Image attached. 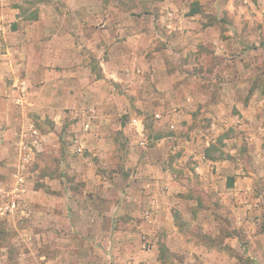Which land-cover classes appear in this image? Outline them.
Returning <instances> with one entry per match:
<instances>
[{
  "label": "crops",
  "instance_id": "obj_1",
  "mask_svg": "<svg viewBox=\"0 0 264 264\" xmlns=\"http://www.w3.org/2000/svg\"><path fill=\"white\" fill-rule=\"evenodd\" d=\"M254 1L0 0V182L20 172L28 122L42 134L39 167L24 172L19 193L38 230L1 247L0 264H12V246L13 264H264V210L252 215L258 174L241 155L201 154L188 173L174 139L146 136L141 146L122 118L161 111L184 127L213 88L191 74L203 63L184 59L183 43L222 51L227 41L209 36H246L221 21H246L226 10ZM19 79L30 85L20 106ZM236 106L210 112L215 132L229 119L257 120L253 101ZM259 131L246 132L250 152L263 146Z\"/></svg>",
  "mask_w": 264,
  "mask_h": 264
},
{
  "label": "rangeland",
  "instance_id": "obj_2",
  "mask_svg": "<svg viewBox=\"0 0 264 264\" xmlns=\"http://www.w3.org/2000/svg\"><path fill=\"white\" fill-rule=\"evenodd\" d=\"M254 2L255 4L244 2L243 7L235 8L232 6L231 9L227 8L226 10L243 12V15H246L244 18L246 21H241L239 18L221 21L223 26L225 22H227V24L229 23L234 29L242 28L243 31L246 32V36H239L238 34L227 36V34H223V32L220 37H218V35L209 36L211 39L219 42L227 41L226 49L221 47L222 51L218 52L212 47L197 41L196 37H187L183 43L182 47L189 48V50L185 51L187 56H185L184 59L203 63L199 64L200 67L197 66L191 69V74H196L204 78L207 76L208 80L212 81L205 83L208 88H213L211 98H207L211 100H207L194 108L192 110V116L187 120H183L184 127L179 128L175 120H173L170 115H167V112L164 113L161 111L159 112L161 115L160 117H155L154 112L150 114V116L146 115L144 124L146 126L145 132L148 142L157 140L160 136H165L169 140L174 139L177 144H179L178 150L176 149L175 153L180 157H184L188 173L195 169L194 163L199 160L201 154L216 156L222 151L225 155H230L231 157L240 154L244 164L258 174L255 186L253 187L254 191L251 193L252 201H256L257 203V206H254L255 209H253L254 213L252 215L257 218L260 216L259 213H262V209L264 210V133L258 130L259 127H264V2L262 0H255ZM209 37L203 39L207 40ZM241 41L242 44H239ZM199 43H201V46H199ZM196 46L198 48L197 50H195ZM214 79H216L217 82H215ZM220 90L224 92V96L219 94ZM229 93L231 96H229ZM227 97H231V100L227 99ZM244 98L246 103L253 101L258 105L259 112L257 120L250 117V119L245 118V120H247L246 122L238 118H233V120L228 118L227 125H229V130L215 132L212 123L214 119L210 116V112H220L224 109V106L229 110L239 112V108L236 105ZM212 102H217L216 106H211L210 104ZM252 113L256 114V112ZM122 118L123 123L129 127L130 116L125 115ZM226 122L227 121H225V123ZM247 130L259 131L258 133H261L262 139L259 134V137L254 139L255 141L259 140V144H261V146L263 145L261 148L259 147L257 152H255L256 149L252 145L251 147H253V149L251 152L248 149L250 145L247 137L249 138L252 136L246 134ZM208 141H214L213 150L211 148H203L204 144ZM225 146L230 147H226V149L224 148ZM254 155L256 157L253 158ZM252 159L256 161L253 162ZM46 161H48L50 168H57L58 164L54 163L53 160L46 159ZM255 164L257 167H255ZM37 167H39V164L36 159V162L31 164L29 168L32 171H37ZM29 179L35 180L32 175H30ZM2 186H4L7 193H11H4L5 198H0V207L4 205L7 200L20 197L18 192L12 193L13 189L17 186V179L0 182V190H4ZM8 189H10V191ZM22 198L23 197L18 199L22 200ZM25 203L28 210H30L28 199ZM1 213L0 211V252L2 251L1 247L6 246L8 241L20 236L23 232L32 235L33 231L36 232L38 230L35 227V218H33L31 213L26 215L19 210H14L12 212L8 211L5 214ZM237 217L238 216H236V218ZM208 219H206V223H208ZM224 229L228 231V227L225 226ZM223 234L222 230L221 236H223ZM138 240L142 242L144 238L141 237L139 239L138 237ZM15 251L16 247L12 246L9 260L12 264L15 262L13 258L16 254ZM129 264H141V262L133 259Z\"/></svg>",
  "mask_w": 264,
  "mask_h": 264
},
{
  "label": "built area",
  "instance_id": "obj_3",
  "mask_svg": "<svg viewBox=\"0 0 264 264\" xmlns=\"http://www.w3.org/2000/svg\"><path fill=\"white\" fill-rule=\"evenodd\" d=\"M30 85L29 82L25 79H19L17 83L15 84L16 89V96L14 97V102L17 105H22L24 102L25 97L27 96V93L29 91ZM161 115L158 114L156 117H160ZM130 126L133 129L136 136H138L139 144L141 146L146 145L145 137H146V126L144 122L138 118H133L130 121ZM87 129V127H86ZM42 138V134L38 130L36 124L32 121L28 122L26 127L22 130V133L20 134V140L18 142L19 144V150L18 154L20 157V172L18 175H16L17 179V186L13 189L12 193L18 194L21 192V188L24 184V172L29 169L30 165L35 161L36 159V150L38 147V143ZM4 193H7L5 190H0V198L4 199L5 195ZM11 192H8L7 194H10ZM21 197H14L12 200H7L4 205L0 207L1 214H5L8 211H14V210H20L23 211V213H27L29 211L27 208V205L25 201L22 199H18ZM29 214V213H28ZM27 215V214H26Z\"/></svg>",
  "mask_w": 264,
  "mask_h": 264
}]
</instances>
